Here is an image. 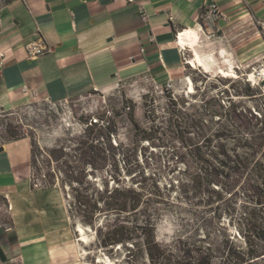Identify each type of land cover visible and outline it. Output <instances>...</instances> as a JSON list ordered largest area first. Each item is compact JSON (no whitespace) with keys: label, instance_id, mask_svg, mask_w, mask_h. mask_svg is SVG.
<instances>
[{"label":"crops","instance_id":"0c3cea01","mask_svg":"<svg viewBox=\"0 0 264 264\" xmlns=\"http://www.w3.org/2000/svg\"><path fill=\"white\" fill-rule=\"evenodd\" d=\"M210 3L220 13L211 26L201 20ZM0 20V112L36 101L61 103L141 78L177 86L187 77L183 60L193 55L178 44L183 35L201 40L202 53L217 67L223 65L220 50L233 66L264 58L258 26L264 0H4ZM30 42L50 52L31 61ZM213 43L215 54L203 50ZM0 148V249L6 257L0 264H76L61 193L31 187L30 138Z\"/></svg>","mask_w":264,"mask_h":264},{"label":"rangeland","instance_id":"374dc122","mask_svg":"<svg viewBox=\"0 0 264 264\" xmlns=\"http://www.w3.org/2000/svg\"><path fill=\"white\" fill-rule=\"evenodd\" d=\"M203 50L215 54L218 51V45L213 43ZM194 54L196 66L187 65L186 71L187 77L193 80V86H195L193 94H187L186 80L176 86V92L172 95L171 92L156 90L152 82L141 78L131 82H120L108 90H91L61 103L32 102L16 110L0 112V144L7 141L6 139L11 135L9 128L14 134L28 135L32 138L40 150L37 153L38 170H33L36 189L44 181H53L54 186L51 190L61 193L64 208L68 210L69 196L68 198L64 196L59 179L50 178L49 175H52L56 168L54 164L46 166L43 163L44 151L63 144L65 150L72 153L70 149L76 147L79 137L88 135L89 121L99 120L96 130L99 127L116 129L110 134V143L115 148L113 149L115 154H102L103 160L96 171L90 172L91 168L86 166V179L93 184L92 189L93 187L102 188V185L107 182L109 190L124 185L145 187L149 190L156 183L163 191L164 197L169 198L170 201L168 205H162L164 210L156 221L154 234L157 242L162 247L173 250L174 253H178L183 247L190 249L210 247L217 257L215 263L222 264L223 261L219 256L224 251L232 249L236 241L239 242L238 245L243 246V244H240L241 240L229 217L221 214L224 206L222 205L221 208L218 205H221L222 201L212 198V201L206 202L199 200L198 197L187 198L181 188L183 184H188L187 181L193 173L194 163L185 155L187 150L185 146L192 144L193 141L181 144L178 140L170 138L171 134L165 125L158 124L159 119L154 122L150 139L143 140L142 131L135 130L129 122V111L126 107L134 105L135 120L141 129L148 130L152 126L154 116L145 117L143 106L145 100L148 109H155L157 116L163 114L170 95L178 108L182 104L187 113L200 115L204 119L203 123L210 126L208 135L216 129V125L210 121L212 115L210 111L217 108L216 102L211 101L213 98H219V103L226 109L230 97L236 105L237 112L246 109L257 114L254 108L256 103H259L255 101L257 98L251 99L242 94L235 96L232 82H235V89L239 91H244L245 85H249L264 96V82L259 84L246 82L243 76L250 71L258 70L264 64V58L255 59L246 66L242 64L233 66L228 60H224L225 55H222L220 58L223 59V65L217 67L215 61L211 62L199 50H195ZM205 75L208 79H205ZM223 77H229L232 80L224 81ZM222 90H227L229 97L222 96L220 93ZM206 101L211 102L206 103ZM216 119L214 117V121ZM107 123H110V126H107ZM232 133L225 140L212 139L209 144L215 147L221 142L230 148L236 144L239 137L238 132ZM191 137H194V133ZM104 142H101L99 146L108 149V143ZM187 162L191 166L190 169L186 168ZM66 213L73 230L75 244L78 246L79 254L76 264H150L142 246L139 231L135 229L131 220L124 219L129 221L126 234L133 238L136 244L132 247L134 242H128L103 248L99 244L96 229L99 226L98 229L104 232L107 225L116 224L115 216L104 219L105 216L100 214L96 228H92L72 219L68 211ZM78 224L85 228L87 244L78 241V233L75 230ZM224 241H229L227 247L224 246ZM129 250L130 253H128ZM253 264H264V261Z\"/></svg>","mask_w":264,"mask_h":264},{"label":"trees","instance_id":"16d2710c","mask_svg":"<svg viewBox=\"0 0 264 264\" xmlns=\"http://www.w3.org/2000/svg\"><path fill=\"white\" fill-rule=\"evenodd\" d=\"M189 34L198 36L194 32ZM204 77L208 79L207 75ZM223 78L224 81L232 80L229 77ZM234 83L233 81L232 87L235 96L242 94L251 99L257 98L255 101L259 103L254 107L257 114L246 109L237 112L228 91L222 90L220 92L222 96L229 97L228 107L224 109L219 103V98L211 100L217 105L216 111L213 109L210 111L212 114L210 121L216 125V129L209 135L210 126L203 123L204 119L200 115L187 113L182 104L178 108L170 95L163 114L157 116L155 109H148L145 100L143 105L145 117L154 116L152 126L148 130L141 129L135 120L134 105L126 107L129 111V122L135 130L142 131L143 140L150 139L154 122L159 119L158 124L165 125L171 134L170 138L178 140L181 144L193 141L192 144L185 146L187 149L185 155L194 163L193 173L187 181L188 184H183L181 188L187 198L198 197L199 200L206 202L212 201V198L222 201V204L218 205L221 208L224 206L221 214L229 217L241 240L240 244H243L238 245L239 242L236 241L232 249L224 251L219 256L222 264H253L264 261V109H262L264 96L249 85H245L244 91H239L235 89ZM214 117L217 118L215 121ZM98 124L99 120L89 121L88 135L79 137L76 147L70 149L72 153L66 151L63 144L44 151L43 163L46 166L54 164L56 168L53 169V174L49 175L50 178L59 179L64 196L67 198L69 196L67 211L70 217L82 225L96 228L100 214L105 216L104 219L115 216L116 224L107 225L104 232L98 229L99 226L96 229L99 244L103 248L128 242H134L133 247L136 244L135 240L126 234L129 221L124 219L131 220L135 229L139 231L150 264H216L217 257L210 247L204 249L183 247L178 253H174L157 242L154 234L156 221L164 210L162 205H168L170 201L164 197L163 191L156 183L149 190L128 185L109 190L107 182L102 188L92 189L93 184L86 179V166L91 168L90 172L96 171L103 160L102 154H115L113 151L115 148L110 143V134L116 129L99 127L96 130ZM107 126H110V123H107ZM8 131L11 135L7 141L28 136L14 134L10 128ZM233 131L238 132L239 136L234 146L229 148L221 142L215 147L209 144L212 139L225 140ZM193 133L194 137H191ZM104 141L108 143V149L99 146ZM30 142L31 187L36 189L33 170H38L37 153L40 150L32 138ZM185 165L187 169L191 168L188 162ZM53 186V181H44L38 190H48ZM228 243L229 241H224V246L227 247Z\"/></svg>","mask_w":264,"mask_h":264},{"label":"built area","instance_id":"2783aa9c","mask_svg":"<svg viewBox=\"0 0 264 264\" xmlns=\"http://www.w3.org/2000/svg\"><path fill=\"white\" fill-rule=\"evenodd\" d=\"M110 1L115 2V1H120V0H110ZM125 1L130 2L132 0H125ZM3 2H4V0H0V6L3 4ZM219 14L220 13L218 11V7L214 3H210L209 6L202 13L201 20L205 25L211 26V24L219 16ZM142 19L144 21H147V15L143 13ZM0 25H1V20H0ZM258 26H259V33H260V35L264 41V21L259 22ZM26 51H27L28 59L33 61V60H36L39 57L49 53L50 49L45 44H41V43H37V42H30L26 46ZM0 56H1V54H0ZM183 61L186 64L187 60L184 59ZM186 65H188V64H186ZM243 76L245 77V74ZM245 81L248 82L247 77H245ZM154 87L156 90H158L160 92H164V91L171 92L172 95H173V93L176 92V86L173 84L172 81H167L164 84H154Z\"/></svg>","mask_w":264,"mask_h":264},{"label":"bare ground","instance_id":"6f19581e","mask_svg":"<svg viewBox=\"0 0 264 264\" xmlns=\"http://www.w3.org/2000/svg\"><path fill=\"white\" fill-rule=\"evenodd\" d=\"M177 41H178V44L186 46L189 49H191V51H193L192 57L187 59L186 64H188L190 67L196 66V61L194 60V59H196V57H195L194 53H195V50H199L200 53H202L201 47H200L201 40L198 41V40H195V38H192L190 41H188V40H186L185 35H183L182 37H179V39H177ZM202 54L205 57H207L211 62L215 61L211 55H206L204 52ZM222 55H225V52L223 50L218 51V57L220 58ZM245 77L248 78V82H251L254 84H259V82H264V64L258 70H255L252 72L250 71V72L246 73ZM186 81H187V87L185 89H186L187 94H193L194 93V87H193V82H192L191 78L186 77ZM75 230L78 233V235H77L79 237L78 241L84 244L86 242V239H87L85 236V228L83 229V227L78 224L77 228ZM85 244H87V243H85Z\"/></svg>","mask_w":264,"mask_h":264},{"label":"water","instance_id":"95a60500","mask_svg":"<svg viewBox=\"0 0 264 264\" xmlns=\"http://www.w3.org/2000/svg\"><path fill=\"white\" fill-rule=\"evenodd\" d=\"M2 148H0V152H1ZM0 261L1 262H5L6 261V257L4 255V253L2 252V250L0 249Z\"/></svg>","mask_w":264,"mask_h":264}]
</instances>
